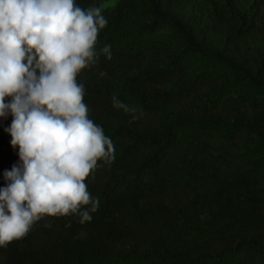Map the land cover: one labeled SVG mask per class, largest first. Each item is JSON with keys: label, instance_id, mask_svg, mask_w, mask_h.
Returning <instances> with one entry per match:
<instances>
[{"label": "trees", "instance_id": "obj_1", "mask_svg": "<svg viewBox=\"0 0 264 264\" xmlns=\"http://www.w3.org/2000/svg\"><path fill=\"white\" fill-rule=\"evenodd\" d=\"M76 4L107 20L77 83L115 158L85 181L90 222L46 216L0 264H264V0ZM11 121L0 188L20 163Z\"/></svg>", "mask_w": 264, "mask_h": 264}, {"label": "clouds", "instance_id": "obj_2", "mask_svg": "<svg viewBox=\"0 0 264 264\" xmlns=\"http://www.w3.org/2000/svg\"><path fill=\"white\" fill-rule=\"evenodd\" d=\"M102 11L76 0H0V117L12 116L5 131L20 161L3 174L0 247L46 216L84 224L99 208L85 181L98 161L112 162L115 147L88 118L77 76L96 62ZM101 52L111 59L110 45ZM113 107L130 110L116 96Z\"/></svg>", "mask_w": 264, "mask_h": 264}]
</instances>
